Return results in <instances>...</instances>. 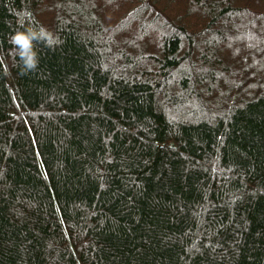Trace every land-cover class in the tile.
I'll use <instances>...</instances> for the list:
<instances>
[{"label":"trees","instance_id":"trees-1","mask_svg":"<svg viewBox=\"0 0 264 264\" xmlns=\"http://www.w3.org/2000/svg\"><path fill=\"white\" fill-rule=\"evenodd\" d=\"M0 264H264V0H0Z\"/></svg>","mask_w":264,"mask_h":264},{"label":"clouds","instance_id":"clouds-1","mask_svg":"<svg viewBox=\"0 0 264 264\" xmlns=\"http://www.w3.org/2000/svg\"><path fill=\"white\" fill-rule=\"evenodd\" d=\"M34 42H43L49 48L60 43L59 37L54 36L44 28L39 31L28 29L24 32H16L11 37L15 54L20 57L25 70H33L38 65L37 53L34 51Z\"/></svg>","mask_w":264,"mask_h":264}]
</instances>
